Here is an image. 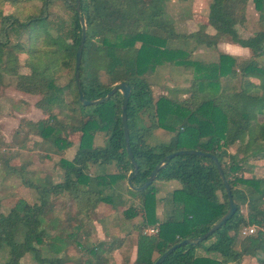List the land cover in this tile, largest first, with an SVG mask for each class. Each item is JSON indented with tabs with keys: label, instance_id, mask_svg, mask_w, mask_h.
Returning a JSON list of instances; mask_svg holds the SVG:
<instances>
[{
	"label": "trees",
	"instance_id": "obj_1",
	"mask_svg": "<svg viewBox=\"0 0 264 264\" xmlns=\"http://www.w3.org/2000/svg\"><path fill=\"white\" fill-rule=\"evenodd\" d=\"M57 1L65 7V21L48 18L49 9ZM165 1H79L85 25L79 89L84 99L96 100L115 85L129 86L125 117L129 152L136 165L132 175L120 120L121 95L116 92L106 102L90 107H82L78 100L74 66L80 25L75 0H0V85L13 78L16 92L39 96L34 108L42 116L36 122L20 121L13 133L16 145L7 148L23 151L26 146L27 151H39L44 156L58 155L72 147L69 135H79L72 158L58 162L62 171L59 183L42 179L35 184L21 178V187L33 191L38 203L29 204L17 197L10 199L5 213L0 212V253H6L4 264H20L25 255L35 264H66L64 254L73 256V250L85 256L82 260L72 257L74 264H109L113 253L127 239L123 236L108 244L87 246L80 241L86 238L85 232L81 233L86 225L83 227L77 217L87 220L95 215L99 205L105 210L114 208L118 183L127 174L132 176L133 186H141L165 156L178 151H197L216 158L236 210L201 243L175 249L161 264H264V177L241 175L245 168L259 169L248 160L264 161V0H251L261 28L245 39L239 36L236 26L245 21L248 0H211L205 16L207 27L189 35H172L164 30ZM30 2L38 3V8L28 11L22 19L16 13L4 15L2 11L3 6L9 5L16 12L23 3ZM12 35L14 44L10 42ZM57 38L61 45L56 43ZM221 40L247 50L248 58L238 62L217 54L214 62L195 63L197 60L189 62L190 54L183 51L189 45L213 48ZM20 56L30 61L26 74L18 73ZM162 67L177 68L179 73L192 70L196 74L188 87L172 92L179 98L161 93L155 97L148 79ZM61 70L70 73L65 86L55 80ZM101 76L106 83L100 81ZM156 130L172 136L167 142L151 146L146 141ZM97 134L104 136L102 146L93 144ZM2 144L0 140V148H4ZM233 147L234 152L229 153ZM0 154L1 181L22 175L9 166L8 160L1 161L5 155L12 158V153ZM108 168L116 174L107 175ZM97 169H101V175L94 173ZM173 180L180 188L164 201L168 216L159 223L154 213L153 183ZM125 189L128 196L140 199V207L138 214L124 210V218L131 220L138 215L143 219L141 229L155 226L156 233L149 236L138 231L131 246L134 259L130 261L128 255L121 264H153L175 244L205 234L228 206L212 161L192 155L176 156L166 162L143 191L134 193L127 186ZM125 202L119 205L124 206ZM54 203L66 207L69 204L74 215L71 232L65 233L69 213L63 211L59 218L55 214L62 208L55 209ZM45 221L47 229H60L62 234L48 237L46 229L41 228ZM252 226L258 228L254 235L240 237L242 228ZM197 250L206 256H196Z\"/></svg>",
	"mask_w": 264,
	"mask_h": 264
},
{
	"label": "rangeland",
	"instance_id": "obj_2",
	"mask_svg": "<svg viewBox=\"0 0 264 264\" xmlns=\"http://www.w3.org/2000/svg\"><path fill=\"white\" fill-rule=\"evenodd\" d=\"M211 0H167L163 4V15L162 18L165 20L164 23V30L172 35H189L196 30L200 26L199 20L194 18V14H206L207 7L210 4ZM250 10L248 11V18H247V25H240L236 26V31L241 38H247L251 36L254 32L260 30V26L256 23V15L255 11H252V2L248 0ZM38 3L30 2V3H23L16 12L15 10L10 7L9 5H5L2 8L4 15L9 14H17L20 19L25 17L30 11L37 10ZM254 10V9H253ZM196 12V13H195ZM206 16V15H205ZM49 20L56 21L57 19H63L64 21L67 18L65 13V7L62 1L55 2L51 8L49 9L48 14ZM158 36L161 35L160 32H156ZM163 35V33H162ZM11 44L15 43V36L10 37ZM56 43L61 45V41L57 38ZM183 51L190 54V58L187 60L190 62L191 60L195 61V63H199L198 61H202L203 63H211L216 60L217 54H219L220 50L218 47L216 48H208L205 46H197L194 47L192 45L183 47ZM249 54L245 56H241L240 58L236 59L239 61L246 60ZM19 63L21 68H19L18 73L26 74L27 73V66L30 65V61L25 56L19 57ZM196 74L192 70H187L185 72H180L177 68H168L162 67L156 69V74H154L150 79H148L152 90L154 91L155 97L161 93L163 95H167L171 98H179V94L172 93L174 90L178 91L179 88H186L188 87V82L192 77ZM55 80L59 86H65L70 80V73H66V71L61 70L56 76ZM14 79H8L5 85H0V140H3L4 148H0V153H12L13 157L8 158V155H5V159L1 160L4 162L8 160V164L10 167H14L18 173L22 175L18 176H8L2 180L3 174L0 171V183L4 182L3 185H0V212L5 213L9 208L11 203L10 199H14L20 197L26 200L29 204L34 203L36 201L38 203V199L36 194L28 191L26 188L21 187V182L23 178L24 180H28L32 183H40L41 180L47 179V181L51 184H56L61 181L62 178V171L59 168L58 162L59 160H70L75 152L77 140H78V133H72L69 135L72 141V147L68 149L66 152L58 155L46 154L44 156L39 151L31 152L27 151V147L23 151H15L14 149L9 150L7 147L15 146L14 135L13 133L18 129V126L21 124L22 121H33L36 122L37 120L41 119L42 116L39 111H35L34 104L40 99L39 96H31L26 94L18 93L14 90L13 86ZM100 81L102 83H106V78L101 76ZM253 83H256L253 81ZM172 93V94H171ZM67 102H69V98H67ZM21 121V122H20ZM20 123V124H19ZM26 130V129H24ZM172 134L163 131V130H156L151 135L148 136L147 144L153 146L162 142H167L171 138ZM33 137V136H31ZM30 137V138H31ZM104 136L102 134H97L93 144L96 146H102ZM1 146V145H0ZM48 151V150H45ZM229 153L234 152V147L230 148ZM17 152V153H16ZM16 153V154H14ZM10 155V154H9ZM1 156V154H0ZM250 165H254V167H258V170L252 169L248 170L245 168V171L241 174L244 178H262L264 177V161L261 162H254L252 160L247 161ZM96 175H101V169H97L94 172ZM91 172V175L94 174ZM107 175L116 174L114 169L106 170ZM128 178V174L126 175L125 179H123L120 183H118V189L116 194L113 197V201L115 203L114 208H104L103 205H99L95 212V215L88 216L89 222L85 220L82 216L77 217L79 221H82V225H86L81 233L84 231V235H86L84 243L87 246H95L97 243H110L111 239L120 238L124 236V240L126 242L123 244L119 251H116L112 255V260L109 264H121V260L123 257L130 255V261L134 259V249L131 248L134 237L136 233L139 231L145 235H155L156 227L144 226L141 229L143 224V219L137 215V217L127 220L124 218L123 211L126 209H130L134 212H137L140 207V199L132 198L128 196L126 193V180ZM153 187L155 190V208L154 213L157 221L159 223L164 222L166 217L168 216V209L164 205V201H168L170 194L179 189L180 185L177 181H168V182H161L155 181L153 183ZM18 191V192H15ZM136 193V192H134ZM10 196H13L12 198ZM66 200V199H65ZM64 200V201H65ZM62 201V200H61ZM123 205H119V203H123ZM68 202V201H67ZM66 202V203H67ZM55 209L62 208L61 212L56 213L55 215H59V218H62L64 212L69 214L66 215L65 221L69 224L67 227L66 234L72 231V219L74 215H72V210L68 204L58 206L54 203ZM64 211V212H63ZM242 213L245 214V209H242ZM52 219V218H51ZM47 220V219H46ZM50 223V220L48 221ZM87 224L89 226L87 227ZM46 221L42 224L41 228H45L48 234V237H52L57 233L62 234V230L60 229H52L46 227ZM250 227L242 228L240 231V237H247L252 236L256 233L258 228H253V233L248 234L247 229ZM65 234V235H66ZM208 242L204 243L207 245ZM74 254L72 256L69 255V252L64 254L65 259H67L66 264H74L70 261L73 257H79V259H85V256L79 255L81 254L78 251H72ZM45 254V253H44ZM196 256H206L202 251L197 250L195 252ZM70 257V258H69ZM157 255H154L153 258H156ZM208 257H213V255H209ZM6 261V253H0V264H4ZM20 264H35L28 255H25L21 260Z\"/></svg>",
	"mask_w": 264,
	"mask_h": 264
},
{
	"label": "water",
	"instance_id": "obj_3",
	"mask_svg": "<svg viewBox=\"0 0 264 264\" xmlns=\"http://www.w3.org/2000/svg\"><path fill=\"white\" fill-rule=\"evenodd\" d=\"M79 1L80 0H75L74 3V9H75V13L78 17V22L80 25V41L78 44V47L75 51V66H74V79H75V83L77 85V92H78V100L79 103L82 107H90V106H95L98 104H101L103 102H106L114 93H119L122 97V105H121V115H120V120H121V126H122V131H123V137H124V141H125V149L127 151L128 157L131 161L132 164V175L135 174L136 172V165L134 164V162L132 161L130 152H129V146H128V140H127V128H126V117H125V111H126V105H127V101L129 98V94H130V88L126 83H121L118 85L113 86L108 93L100 99H96V100H86L83 98V95L79 89V77H78V68H79V64H80V57H81V49L83 46V42H84V35H85V25L84 22L82 20V18L80 17V13H79ZM183 155H192V156H197V157H204V158H208L212 161L214 167L216 168L217 174L219 176V179L224 187V191H225V195H226V200H227V210L226 212L223 214V216L212 226L209 228V230L203 234L200 237H197L195 239H185L177 244H175L174 246L170 247L169 249H167L162 255H160L153 264H161L162 261L171 253L173 252L175 249H178L180 247H184L186 245H191V246H195L199 243H201L203 240H205L208 236H210L212 233H214L216 230H218L221 226H223L226 221H228L232 215L235 213L236 210V206L232 201L231 195H230V191L227 185V182L224 178L222 169L218 163V161L216 160V158L212 155L209 154H204V153H200L197 151H178L176 153L167 155L164 157V159L162 161H160L153 169V171L151 172V174L149 175L148 179L146 180L145 183H143L141 186L135 187L132 185L131 182V177H128L126 180V186L128 187V189L132 192H141L144 189H146L154 180L156 173L161 170L166 162H168L169 160H171L172 158L176 157V156H183Z\"/></svg>",
	"mask_w": 264,
	"mask_h": 264
},
{
	"label": "crops",
	"instance_id": "obj_4",
	"mask_svg": "<svg viewBox=\"0 0 264 264\" xmlns=\"http://www.w3.org/2000/svg\"><path fill=\"white\" fill-rule=\"evenodd\" d=\"M249 4V2H248ZM247 4L246 8H245V21L243 23V25H247V16H248V11L250 10V6ZM252 11L253 7H252ZM196 13V12H195ZM194 18L199 20V27L197 29H205L207 27V20L205 15L206 14H194ZM256 15V13H255ZM218 50H220L219 54H225L228 55L230 57H233L235 59L240 58L241 56H245L246 54H249L247 50L242 49L240 47H238L237 45L231 44L229 43L227 40H221L217 46ZM214 47V48H216ZM36 111V110H35Z\"/></svg>",
	"mask_w": 264,
	"mask_h": 264
},
{
	"label": "built area",
	"instance_id": "obj_5",
	"mask_svg": "<svg viewBox=\"0 0 264 264\" xmlns=\"http://www.w3.org/2000/svg\"><path fill=\"white\" fill-rule=\"evenodd\" d=\"M247 232H248V234H252L253 233V228L252 227L248 228Z\"/></svg>",
	"mask_w": 264,
	"mask_h": 264
}]
</instances>
